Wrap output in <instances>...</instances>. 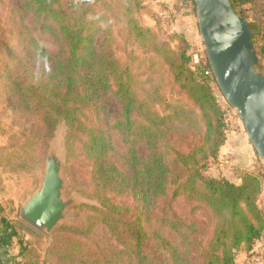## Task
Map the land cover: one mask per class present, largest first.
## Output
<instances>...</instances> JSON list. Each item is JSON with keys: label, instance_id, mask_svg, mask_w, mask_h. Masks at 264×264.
<instances>
[{"label": "trees", "instance_id": "obj_1", "mask_svg": "<svg viewBox=\"0 0 264 264\" xmlns=\"http://www.w3.org/2000/svg\"><path fill=\"white\" fill-rule=\"evenodd\" d=\"M21 1L35 26L55 30L50 33L62 47L61 52H53L36 38L37 31H30L28 45L42 67L26 78L6 75L9 98L14 109L39 118L48 138L64 122L70 153L76 142L81 144V154L91 164L92 197L100 203L87 208L96 212L93 218L114 242L115 261L106 264H197L195 252L201 264H236L242 247L250 252L264 232V212L258 203L264 172L244 170L240 182L209 173L211 161L220 158L227 125L213 79L206 74L211 67L208 61L193 63L189 40L175 33L184 44L178 53L166 44L154 47L205 120L203 143L182 152L169 135L173 122L188 111L171 106L170 113L162 114L155 102L139 97L130 67L116 56L108 36L98 40L100 31L88 16L90 0L71 1L72 11L62 8L61 0ZM231 1L250 28L260 29L252 39L257 51L264 53V9L256 0ZM132 22L138 38L152 33ZM109 97L120 107L112 126L124 144L121 160L113 133L102 121L109 114ZM180 196L212 214L213 231L205 243L198 242L195 221L186 223L172 211V203ZM119 197L131 198L135 207L120 203ZM94 222L88 221L85 233ZM29 251V244L23 242L11 261L20 264L21 259L28 264Z\"/></svg>", "mask_w": 264, "mask_h": 264}, {"label": "rangeland", "instance_id": "obj_2", "mask_svg": "<svg viewBox=\"0 0 264 264\" xmlns=\"http://www.w3.org/2000/svg\"><path fill=\"white\" fill-rule=\"evenodd\" d=\"M71 1L77 2V0H61L62 8L72 11L74 8L70 6ZM161 3L160 0H90L88 16L95 20L97 31H100L97 35L98 40L101 41L104 35H107L110 40L108 44L116 56L124 65L130 67L135 79V89L140 98L155 102V107L162 114L170 113L171 106H180L188 111V115L173 122L174 130L170 133L169 140L180 151L189 152L203 143L206 133L205 120L199 107L174 80L170 65L154 47L166 44L178 53L184 44L176 37L175 33H177L184 35L191 43L192 56L197 48L202 49V54L206 56L205 48L199 32L193 0H180V5L193 14L196 40L193 39V35L191 38L183 31L175 29L176 14L173 26L167 24L168 21H163L160 16V12L164 10L161 9ZM132 20L144 28H150L152 33L138 38ZM30 31H37L36 38L46 43L53 52H61V42L50 33L55 30L36 27L21 0H0V75L2 76L0 77V166L2 167L0 170L9 186L8 189L7 187L4 189L9 190V193L12 192L14 197L13 200L9 198L12 201L11 206L5 203L6 209L11 208V210L3 211L0 217V222L11 228V232L7 235L10 244L7 243L4 247L7 252L3 253L2 257L0 255V264H13L11 260L18 255L23 242L29 244L28 264L114 262V254L111 252L114 242L107 235L106 229L93 218L96 212L87 208V205L99 207L100 203L97 198L92 197L94 187L91 180V164L81 154V144L76 142L73 152L70 153L66 144L67 125L64 122L58 125L55 132L57 134L54 133L48 138L39 118L14 109L9 98L7 89L9 79L6 75L21 74L26 78L28 75H33L31 74L33 70L36 73L42 67L33 57L28 45ZM257 53L259 57L257 69L264 73V53L258 51ZM211 78L220 101L223 95L213 75ZM157 96L159 101L155 100ZM107 105L109 114L103 117L102 121L113 133L117 148L116 155L121 160L124 144L121 135L112 126L113 117L119 115L120 107L113 97L107 99ZM225 122L227 135L241 134L245 141H249L240 118L235 124L228 125L226 119ZM54 136L60 139L63 146L62 173L66 181L65 196L69 198L76 195L80 197V202L69 208L67 220L46 234L25 221L21 216V209L27 197L40 186V177L43 175L46 156ZM257 157L259 158L257 172L260 169L264 172V163L258 155ZM222 161L225 164L224 158ZM7 195V198L10 197ZM118 201L128 207H135V202L129 197H119ZM172 211L186 223L196 222L198 242L205 243L211 237L214 219L207 208L186 196H180L172 203ZM88 221L96 223L94 222L91 231L85 233ZM72 227L82 228L84 232H76ZM192 256L195 257L197 264H201L199 253L195 252Z\"/></svg>", "mask_w": 264, "mask_h": 264}, {"label": "water", "instance_id": "obj_3", "mask_svg": "<svg viewBox=\"0 0 264 264\" xmlns=\"http://www.w3.org/2000/svg\"><path fill=\"white\" fill-rule=\"evenodd\" d=\"M193 2L216 84L227 103L237 112L264 163V73L257 69L259 57L252 39L260 29L250 28L231 0ZM63 165V146L54 136L40 186L27 197L21 209L22 218L46 234L67 220L69 208L80 202L76 195L65 196Z\"/></svg>", "mask_w": 264, "mask_h": 264}, {"label": "crops", "instance_id": "obj_4", "mask_svg": "<svg viewBox=\"0 0 264 264\" xmlns=\"http://www.w3.org/2000/svg\"><path fill=\"white\" fill-rule=\"evenodd\" d=\"M161 9H169L172 10L176 15V30L183 31L187 36H190L196 40V35L194 34L195 31V23L193 21V14L190 10L183 9L180 5V0H160ZM261 5V10L264 9V0H256ZM186 10V11H185ZM259 12V11H258ZM258 12L256 14H258ZM188 33V34H187ZM249 139V138H248ZM251 141H245L241 134L230 133L227 135L226 141L221 148L220 158L217 161L212 162L209 173L215 177H228L235 182H240L241 175L244 170H251L256 171L258 170V163L259 158L257 157L256 150L254 149L252 143L249 144ZM222 158H224L225 164L220 165L223 163ZM220 162V164H219ZM0 168H2L0 166ZM2 171L0 170V217L3 211H10L6 209L5 203L11 206L14 197H12V192H8L9 190H5L4 188H9L5 177L1 175ZM8 194L10 197H6ZM7 195V196H8ZM259 206L264 212V186L262 194L258 200ZM13 208V207H12ZM8 232H11V228L6 224H2L0 222V255L1 257L4 256L3 253L7 252L4 247L6 244H10V240H8L7 235ZM252 252L262 253L264 258V232L262 237L256 242L254 248L249 252L242 247L237 256H236V264H246V258ZM7 255V254H6ZM5 255V256H6ZM14 264V263H13Z\"/></svg>", "mask_w": 264, "mask_h": 264}, {"label": "built area", "instance_id": "obj_5", "mask_svg": "<svg viewBox=\"0 0 264 264\" xmlns=\"http://www.w3.org/2000/svg\"><path fill=\"white\" fill-rule=\"evenodd\" d=\"M160 16L163 19V21L167 22V24L173 26L175 23V13L172 10H167L164 9L163 11L160 12ZM202 49L197 48L194 55H193V63L194 64H201V63H206V56H204V54H202L201 52ZM206 74L209 76L213 75V72L211 69H207L206 70ZM222 100V101H221ZM221 104L223 106L224 109V117L228 122V125H230L229 123H236L238 121V114L235 111V109H233L228 103L227 101H225V99L223 98V96H221ZM222 161V160H221ZM224 163V161H223ZM220 164V165H223ZM20 260V264H26L25 261ZM246 264H264V258L262 253H256V252H252L251 254H249L246 258L245 261Z\"/></svg>", "mask_w": 264, "mask_h": 264}]
</instances>
